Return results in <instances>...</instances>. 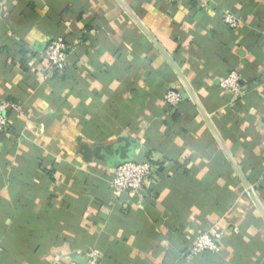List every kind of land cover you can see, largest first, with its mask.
Segmentation results:
<instances>
[{
  "label": "crops",
  "instance_id": "0c3cea01",
  "mask_svg": "<svg viewBox=\"0 0 264 264\" xmlns=\"http://www.w3.org/2000/svg\"><path fill=\"white\" fill-rule=\"evenodd\" d=\"M176 61L264 206V0H124ZM240 19L233 29L223 22ZM71 46L49 73L47 43ZM230 70L243 94L220 88ZM116 0H0V264H264V219L196 106ZM158 180L116 194L138 156ZM218 227L216 254L188 255ZM76 259V260H75ZM87 260V261H86Z\"/></svg>",
  "mask_w": 264,
  "mask_h": 264
},
{
  "label": "built area",
  "instance_id": "2783aa9c",
  "mask_svg": "<svg viewBox=\"0 0 264 264\" xmlns=\"http://www.w3.org/2000/svg\"><path fill=\"white\" fill-rule=\"evenodd\" d=\"M223 22L233 29L240 25V19L230 13L224 15ZM70 49L71 46L62 37L53 38L47 43L41 53V58L44 60L49 73H62L66 70ZM240 81L241 74L236 70H230L220 80V88L224 93L230 95L234 102L243 94ZM184 97V93L169 89L163 100L171 108H176L184 100ZM11 107H15V105L10 101L0 103V132H5L8 128L7 111ZM157 173V166L149 158L143 159L140 163L128 160L111 169L110 188L116 194H136L141 192L146 185L156 184L158 180ZM223 235L218 227L195 233L188 248V255L193 257L218 253ZM98 259V255L92 253L88 256L87 264H98ZM67 264L77 263L69 262Z\"/></svg>",
  "mask_w": 264,
  "mask_h": 264
},
{
  "label": "water",
  "instance_id": "95a60500",
  "mask_svg": "<svg viewBox=\"0 0 264 264\" xmlns=\"http://www.w3.org/2000/svg\"><path fill=\"white\" fill-rule=\"evenodd\" d=\"M116 2L119 4V6L122 8V10L134 21V23L142 30V32L149 38L150 42L155 46V48L162 54V56L166 59L170 67L173 69V71L176 73L177 77L179 78L185 93V97H189V99L193 102V104L196 106L198 112L200 113L201 117L207 124L209 130L211 131L212 135L214 136L216 142L218 143L219 147L225 154L226 158L232 165L234 171L236 172L239 180L243 184L246 192L248 193L250 199L254 203L255 207L257 208L258 212L264 219V206L262 205L260 199L258 198L256 192L252 188V186L249 184L248 180L246 179L245 175L243 174L242 170L240 169L239 165L234 160L232 154L230 153L229 149L227 148L222 136L220 135L219 131L215 127L214 123L212 122L209 114L206 112L204 107L202 106L198 96L192 89L190 83L188 82L187 78L185 77L184 73L181 71L180 67L177 65L176 61L169 55V53L162 47V45L158 42V40L150 33V31L146 28V26L142 23V21L138 18V16L134 13V11L126 4L124 0H116ZM144 151L140 150V153L138 156H132L130 160L140 163L144 159ZM128 161V159H122L118 164ZM117 164V165H118ZM116 165V166H117ZM76 260V259H75ZM77 262L81 264H87L82 260H79L77 258ZM87 261V260H86Z\"/></svg>",
  "mask_w": 264,
  "mask_h": 264
},
{
  "label": "trees",
  "instance_id": "16d2710c",
  "mask_svg": "<svg viewBox=\"0 0 264 264\" xmlns=\"http://www.w3.org/2000/svg\"><path fill=\"white\" fill-rule=\"evenodd\" d=\"M55 73H56V72H55ZM60 75H63V72L60 73ZM185 99H187V97H184V100H185ZM126 159L130 160L129 158H126ZM151 161L153 162L154 165L157 166V170L159 171V170H160V163H156V162H154L153 160H151Z\"/></svg>",
  "mask_w": 264,
  "mask_h": 264
}]
</instances>
